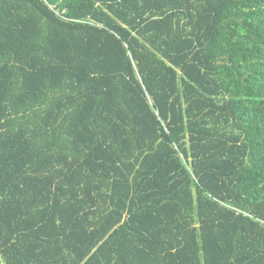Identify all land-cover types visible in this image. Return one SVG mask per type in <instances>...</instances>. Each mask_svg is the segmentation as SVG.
Wrapping results in <instances>:
<instances>
[{
  "label": "trees",
  "instance_id": "trees-1",
  "mask_svg": "<svg viewBox=\"0 0 264 264\" xmlns=\"http://www.w3.org/2000/svg\"><path fill=\"white\" fill-rule=\"evenodd\" d=\"M0 0L3 264H264V0Z\"/></svg>",
  "mask_w": 264,
  "mask_h": 264
},
{
  "label": "built area",
  "instance_id": "built-area-1",
  "mask_svg": "<svg viewBox=\"0 0 264 264\" xmlns=\"http://www.w3.org/2000/svg\"><path fill=\"white\" fill-rule=\"evenodd\" d=\"M41 1L44 2L45 4H47L49 9L52 10L54 13H56L58 16H61L54 5L48 4L46 0H41ZM0 264H3V263L0 261Z\"/></svg>",
  "mask_w": 264,
  "mask_h": 264
}]
</instances>
